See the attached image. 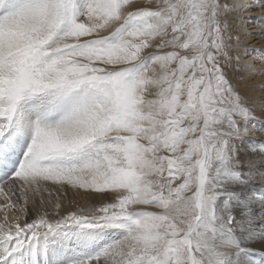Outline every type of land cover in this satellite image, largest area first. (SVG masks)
Segmentation results:
<instances>
[{"label":"snow or ice","instance_id":"1","mask_svg":"<svg viewBox=\"0 0 264 264\" xmlns=\"http://www.w3.org/2000/svg\"><path fill=\"white\" fill-rule=\"evenodd\" d=\"M227 10L0 0V264H264Z\"/></svg>","mask_w":264,"mask_h":264},{"label":"bare ground","instance_id":"2","mask_svg":"<svg viewBox=\"0 0 264 264\" xmlns=\"http://www.w3.org/2000/svg\"><path fill=\"white\" fill-rule=\"evenodd\" d=\"M220 2L229 5L222 20L228 22V29L233 37L230 41L233 48L230 51L233 56L239 54L242 57L239 65L235 64L234 82L247 106L256 115V123L248 126L249 132L242 145L241 159L245 162H257L254 166L259 168L261 165L258 162L264 158V0ZM236 36L239 37L238 47ZM249 65H254L255 70ZM255 178L259 180V176Z\"/></svg>","mask_w":264,"mask_h":264},{"label":"rangeland","instance_id":"3","mask_svg":"<svg viewBox=\"0 0 264 264\" xmlns=\"http://www.w3.org/2000/svg\"><path fill=\"white\" fill-rule=\"evenodd\" d=\"M231 54H232V53H231ZM232 55H233V54H232ZM235 66H236L235 63H233L232 68L228 70V72L230 73V74L228 73V76H229L231 82H232V83L234 84V86L236 87L235 82H234V78H233V77H234L233 74H234V68H235ZM232 71H233V73H232ZM253 115H254V114H253ZM254 117H255V119H253V120L251 121V123H250L251 125L256 123V122H255V121H256V115H254ZM69 199H73V198H72L71 196H69Z\"/></svg>","mask_w":264,"mask_h":264}]
</instances>
